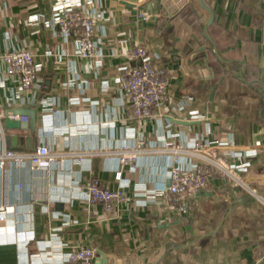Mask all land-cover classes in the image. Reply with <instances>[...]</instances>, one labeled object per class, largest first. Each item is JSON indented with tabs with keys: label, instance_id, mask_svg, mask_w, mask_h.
I'll return each mask as SVG.
<instances>
[{
	"label": "crops",
	"instance_id": "1",
	"mask_svg": "<svg viewBox=\"0 0 264 264\" xmlns=\"http://www.w3.org/2000/svg\"><path fill=\"white\" fill-rule=\"evenodd\" d=\"M121 1L79 0L103 15L95 37L102 57L86 63L53 27L55 0H0V53L34 47L43 71L37 102L15 105L9 100L14 83L0 63V107L35 118L20 129L3 123L6 145L32 151L62 136L67 146L60 157L64 168L56 164L47 180L13 168L6 179L0 175V201L21 199L15 226L0 233V264L60 262L59 255L77 245L95 249L103 259L97 264H264V0H171L160 14L149 0H137L135 7ZM143 11L152 14L149 20L140 18ZM134 44L156 53L170 70L172 102L159 119L138 122L118 96L121 67L136 64L127 54ZM47 99L58 113L43 105ZM196 137L254 154L238 172L240 162L225 152L201 150L197 156L190 146ZM141 138L147 145L138 150ZM124 155L137 158L135 171L121 167L118 173L117 158ZM173 157L213 172L187 219L157 207L106 215L78 197L93 178L130 192L167 186ZM32 185L43 195L48 191V202L29 203Z\"/></svg>",
	"mask_w": 264,
	"mask_h": 264
},
{
	"label": "built area",
	"instance_id": "2",
	"mask_svg": "<svg viewBox=\"0 0 264 264\" xmlns=\"http://www.w3.org/2000/svg\"><path fill=\"white\" fill-rule=\"evenodd\" d=\"M152 14L144 12L140 18L149 20ZM40 20V19H38ZM51 20L53 27L58 31L64 42H72L77 56L86 63L92 62L101 54L95 39L99 22L103 21V15L89 4H81L79 0H55L52 6ZM133 44V43H132ZM136 61L135 65L125 64L121 67V74L115 86L118 96L126 107L131 109L134 118L138 122L159 119L163 115V109L172 102L170 94V70L163 64L160 57L150 51L143 44H134L127 53ZM0 63L5 69V77L14 83L10 89V102L16 105H34L37 95L43 88L42 68L37 63V54L34 47H18L8 49L0 53ZM97 62L94 66L98 71L102 66ZM0 80V86H2ZM50 106L52 112L58 113L59 109L53 100L43 101V105ZM22 110H8L0 107V175L6 179L11 169L18 172L30 171L34 174L33 179H46L48 173L56 164L63 167L60 159L67 153L64 137L58 136L52 146L42 141L32 151H17L8 148L2 130L3 123L7 119L31 124L32 118L22 114ZM201 115H194L198 119ZM171 144L172 142L169 141ZM168 143V144H169ZM166 144L169 149V145ZM147 143L143 138L137 141L138 150L143 149ZM190 146L196 155L202 157L199 151L225 152L227 158L239 161L234 165L238 172H243L249 166L245 162L253 156V152H243L235 149L233 145H215L212 141L203 137H196L190 141ZM171 149V148H170ZM118 173L121 167L129 170L137 169V158L134 156H121L117 158ZM211 167L219 173L229 174L217 160H208ZM213 172L204 163L184 162L180 157H173L169 165L167 186L147 191L137 188L130 192L122 186L117 189L103 187L98 178L91 179L81 190L79 199L88 206L100 205L103 213L112 215L124 207L152 208L157 207L174 219H187L190 212V203L200 193L207 191L212 181ZM19 188L23 190L20 183ZM48 192V191H47ZM41 194L40 188L32 185L28 188L30 204L46 203L49 200L48 193ZM21 204L19 198L11 204L0 201V233L8 231L15 226V208ZM99 255L89 245H77L68 252L60 254L57 262L51 259L49 264H96Z\"/></svg>",
	"mask_w": 264,
	"mask_h": 264
},
{
	"label": "water",
	"instance_id": "3",
	"mask_svg": "<svg viewBox=\"0 0 264 264\" xmlns=\"http://www.w3.org/2000/svg\"><path fill=\"white\" fill-rule=\"evenodd\" d=\"M137 0H132V1H124L122 0L121 3L123 5H126L128 7H135L137 6ZM200 2L202 3V0H200ZM148 6L151 10H153L156 14H160L162 10H167L170 9V7L172 6V1L171 0H149ZM22 114H27L25 112H22ZM29 115V114H27ZM29 116H31L32 121H31V125L34 124V117H32L33 115L30 114ZM5 126L8 129H20V128H24L26 126H28V124L26 123H21L19 121H10L9 119H7L5 121ZM102 257H99L98 261H96L95 263H99L101 261H103V259H101Z\"/></svg>",
	"mask_w": 264,
	"mask_h": 264
}]
</instances>
